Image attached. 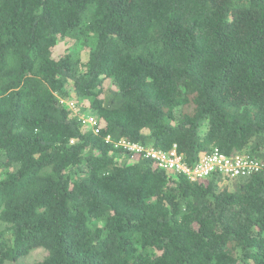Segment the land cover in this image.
Listing matches in <instances>:
<instances>
[{"label": "trees", "instance_id": "1", "mask_svg": "<svg viewBox=\"0 0 264 264\" xmlns=\"http://www.w3.org/2000/svg\"><path fill=\"white\" fill-rule=\"evenodd\" d=\"M121 143L264 162V0H0V264H264V173Z\"/></svg>", "mask_w": 264, "mask_h": 264}, {"label": "built area", "instance_id": "2", "mask_svg": "<svg viewBox=\"0 0 264 264\" xmlns=\"http://www.w3.org/2000/svg\"><path fill=\"white\" fill-rule=\"evenodd\" d=\"M70 106L74 107L75 104L71 103ZM82 122L85 127L92 130L95 134H100L101 124L96 118L91 117L87 120H82ZM107 142H110L109 138ZM120 145L131 152L139 153L146 158L152 159L157 167L169 173L185 175L192 182L206 179L213 174H219L228 179H237L264 173L263 161L246 155L227 156L218 149L201 153L194 168L190 169L185 164L184 156L179 152L177 145H174L168 151L155 150L128 143H121Z\"/></svg>", "mask_w": 264, "mask_h": 264}, {"label": "rangeland", "instance_id": "3", "mask_svg": "<svg viewBox=\"0 0 264 264\" xmlns=\"http://www.w3.org/2000/svg\"><path fill=\"white\" fill-rule=\"evenodd\" d=\"M58 51L72 53L82 58V60H85L88 56V50L83 44V42L78 41V40H72L70 38H65L59 42V47L56 53H58ZM105 84L107 88L113 86L112 85L113 82L110 80L107 81ZM71 103H74L75 106L74 107L70 106ZM81 103L83 105H81L79 101L75 100L73 96L71 97L70 100L65 101V104H68V107L73 111V114L75 116L80 117V119L87 120L91 117H94L91 114V112L88 111V105H89L88 101L81 102ZM46 255L47 254L43 249H35L31 251L27 256L21 258L17 263H8V264H32L34 262L43 260L46 257Z\"/></svg>", "mask_w": 264, "mask_h": 264}]
</instances>
